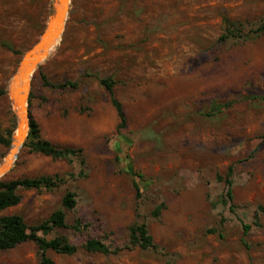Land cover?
<instances>
[{"label": "rangeland", "instance_id": "rangeland-1", "mask_svg": "<svg viewBox=\"0 0 264 264\" xmlns=\"http://www.w3.org/2000/svg\"><path fill=\"white\" fill-rule=\"evenodd\" d=\"M54 5L0 0V138L10 140L0 142V162L17 128L9 82ZM224 19L256 27L264 0L69 1L58 42L31 73L27 107L42 139L82 149L83 162L33 152L25 139L0 178L62 179L52 190H20V203L3 211L28 225L75 194L66 225L39 233L77 246L70 255L47 250L53 264H264V33L220 41ZM107 77L124 128L99 82ZM229 166L233 209L219 179ZM141 222L159 250L127 247ZM89 238L118 250L86 251ZM0 264H41L40 250L22 242L1 251Z\"/></svg>", "mask_w": 264, "mask_h": 264}, {"label": "trees", "instance_id": "trees-1", "mask_svg": "<svg viewBox=\"0 0 264 264\" xmlns=\"http://www.w3.org/2000/svg\"><path fill=\"white\" fill-rule=\"evenodd\" d=\"M226 23L225 32L219 37L220 41H225L230 38H248L256 37L264 33V19L256 26L245 28V26L240 22H234L229 19H224ZM43 82L46 85H51L56 88L64 87H73L77 86L76 82L65 81L60 84L54 85L50 84L45 78ZM100 84L108 91L110 95V100L114 106L119 124L118 129L124 128L126 126V117L123 110L122 104L117 100L113 93V87L115 81L110 78H101L99 80ZM29 132L26 137V140L23 144V147H28L31 151L49 156L52 158H69L75 157L83 162L82 159V149H76L73 147H59L51 142L44 140L40 137L39 128L37 123L29 114ZM264 138V135H262ZM9 145L10 140H4L0 138V142ZM233 167L229 166L225 176L220 180L224 182V195L223 202L225 204L230 203V207L233 209L232 199V176ZM137 177H141L139 174H136ZM62 179L59 175H40L36 177H22L18 179H0V252L4 250L11 249L18 244L26 241H33L37 244L38 249L40 250V262L41 264H53V262L45 255L47 250H54L62 254H73L77 251V246L68 242L64 236L54 237L52 239H47L44 236H41L39 233L46 234L53 230L54 228L64 227L65 224V215L67 210H71L76 205L75 194L71 191H67L61 201V208L53 211L48 218L41 221L35 225H28L22 215L18 213L3 214V211L18 205L21 201L20 190H52L59 186ZM134 187L137 195L139 196V185L137 182H134ZM159 207L152 211L153 216H158ZM79 220L75 221L74 229H80ZM243 236H245L250 226L243 224ZM244 245H246L243 240ZM83 249L89 252H99L103 254H108L111 252H116L118 249H111L109 245L103 241L96 238L87 239L82 245ZM127 247H140L142 249H153L159 250V246L153 241V238L148 232L147 226L144 222L136 223L130 227L129 231V240Z\"/></svg>", "mask_w": 264, "mask_h": 264}, {"label": "water", "instance_id": "water-1", "mask_svg": "<svg viewBox=\"0 0 264 264\" xmlns=\"http://www.w3.org/2000/svg\"><path fill=\"white\" fill-rule=\"evenodd\" d=\"M69 1L70 0H59L60 4L62 5L61 10H57L55 5H54V12L47 24V27L45 31L42 33L40 36V39L38 42L34 45V47L28 51L21 62V66L19 70L23 67L26 66L25 72L23 74V81L24 84L22 88L19 90L21 92L19 103L22 108V110L25 113L26 119H27V125L29 122V116H28V107H27V101H28V93H29V88H30V78H31V73L32 71L38 66L40 61L44 59L47 55L45 54L44 51L48 49V47L55 41L58 40L61 32L64 28L65 24V19L68 13V8H69ZM56 2V0H55ZM18 70V71H19ZM16 91L15 93H17ZM16 115V114H15ZM17 117V115H16ZM24 125V120H18L17 117V128L16 131L19 133L22 131V127ZM27 132L22 133V143L20 145V148L22 147V144L24 140L27 137ZM15 136V135H14ZM14 139V137H13ZM13 142V141H12ZM20 150V149H19ZM19 150H14L12 148V144L6 153L4 159L0 162V178L5 175L12 167L14 160L17 157V154ZM13 159V161H12Z\"/></svg>", "mask_w": 264, "mask_h": 264}, {"label": "bare ground", "instance_id": "bare-ground-1", "mask_svg": "<svg viewBox=\"0 0 264 264\" xmlns=\"http://www.w3.org/2000/svg\"><path fill=\"white\" fill-rule=\"evenodd\" d=\"M55 7L57 10H61L62 9V5L60 4L59 0H56L55 2ZM58 42V40H55L45 52L46 55H48L50 53V51L52 50V48L54 47V45ZM25 69H26V66H23L10 80L9 82V86H8V93H9V97H10V100L12 101V105H13V109L15 111V114L17 115L18 117V120H24V125L22 127V131L19 133L18 131H15V134L16 137L13 139V142H12V148L14 150H19L20 149V145L22 143V133L23 132H27L26 131V125H27V119H26V116H25V113L24 111L22 110L21 106H20V103H19V99H20V95H21V92L19 91L23 84H24V81H23V74L25 72ZM16 91H18L17 93H15ZM17 132V134H16ZM13 161V159H12Z\"/></svg>", "mask_w": 264, "mask_h": 264}]
</instances>
